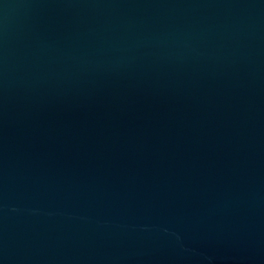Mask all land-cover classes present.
Wrapping results in <instances>:
<instances>
[{
	"label": "water",
	"instance_id": "1",
	"mask_svg": "<svg viewBox=\"0 0 264 264\" xmlns=\"http://www.w3.org/2000/svg\"><path fill=\"white\" fill-rule=\"evenodd\" d=\"M0 264H264V0H0Z\"/></svg>",
	"mask_w": 264,
	"mask_h": 264
}]
</instances>
